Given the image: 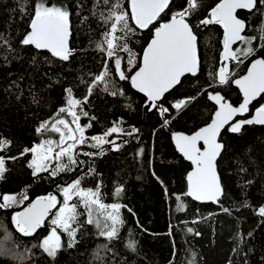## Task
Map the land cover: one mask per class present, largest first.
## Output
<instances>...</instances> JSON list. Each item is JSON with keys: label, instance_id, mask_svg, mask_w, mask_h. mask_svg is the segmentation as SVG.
Masks as SVG:
<instances>
[{"label": "trees", "instance_id": "obj_1", "mask_svg": "<svg viewBox=\"0 0 264 264\" xmlns=\"http://www.w3.org/2000/svg\"><path fill=\"white\" fill-rule=\"evenodd\" d=\"M32 3L33 0H0V34L10 38L15 49L13 53H8L0 45V137L11 141L10 147L0 155L17 157L6 160L7 171L0 180V194L27 196L23 203L11 209H0V219L4 222V228L13 233L9 247H15L17 251L31 249L27 254L31 257L30 262H17L5 256L0 257V264H189V261H194V264H244L245 260L248 264H264V217L257 214L258 208L264 206V125H246L239 134L227 131L228 127L223 130L219 138L224 149L217 159V170L224 192L218 203L200 204L183 195L186 192L184 177L190 165L176 153L170 140V131L192 133L211 120L215 106L208 100V92L219 91L234 105L241 101V95L232 83L220 85L218 77L214 79L209 75L218 72L222 65L223 27L218 24L195 27L201 70L196 76L183 77L179 85L164 95L161 102L170 109L166 114L170 123L162 127L163 117L154 109L144 113L145 97L132 90L129 81L118 78L114 58L109 59L105 53L97 50V43L103 41V33L108 26L92 14L97 10L93 9L96 0H61L71 11L69 46L74 52L68 61H61L50 52L37 50L34 46L20 45L24 33L29 31ZM128 3L129 0H122V8L130 13ZM184 3L185 0H173L163 19L181 9ZM217 3L219 0H203L202 10L190 17L191 24L197 26ZM22 5L26 12L21 11ZM106 7L102 3L98 5L99 10ZM237 12L238 17L245 19L248 25L243 34L256 37L253 45L257 53L244 59L243 63L230 61L231 78L242 74L252 58L264 57V48L260 47L264 45V40L259 39L264 6L255 15L248 10ZM132 27H136L134 23ZM153 27L137 29L129 40V47L137 56L136 64L140 63L142 50L152 35L150 29ZM237 45L245 46L241 43ZM118 56L122 70L130 75L135 66L127 64L128 53L120 51ZM105 60L110 66L108 79L116 87L122 88L124 95L113 97L101 90L103 85L94 89L89 102L80 106L89 113L87 117L81 116L82 124L95 117L93 126L86 129L85 136L102 134L114 123L125 131L135 127L139 132L132 137L113 133L109 139L117 143L123 140L129 142L120 151H112L110 145H105L108 150L102 156L81 154L78 159L86 161V164L77 167L74 172L51 176L50 170L55 164L52 161L49 172L38 173L34 177L28 166L32 154L21 156L20 153L52 134L40 135L36 128L42 121L53 117L61 106H66L65 89L72 88L73 97L83 99L87 94L86 84L101 72ZM81 80L85 83H81ZM109 90H112L111 85ZM197 93L201 94L198 96ZM185 97L197 98L177 113L171 105ZM129 104L131 107H128ZM261 104H264V98L259 97L251 104L250 113ZM77 112L79 114V108ZM60 116L68 121L71 119L67 113H60ZM54 137L58 138L57 133ZM92 143L89 139L87 144L78 145L74 151H98L91 147ZM140 148L145 150L144 154L137 156ZM89 166L95 169V174L86 177L81 187L95 189L97 181H101L104 203L127 205V208L121 209L125 225L121 228L120 238L110 244L111 252L100 250L102 259H96L98 245L108 241L96 235L93 225L84 224L77 233L79 243L76 246L68 248L67 235L61 233L62 250L55 259L48 257L40 248H33L32 245L38 244L48 234L52 227L50 219L56 209H53L45 225L37 230L38 235L33 237H22L16 233L11 216L27 203L49 193L57 195L58 200L62 201L59 188L87 172ZM241 168L247 171L241 172ZM247 181L252 183L246 185ZM117 186L124 189L120 198L113 196ZM178 195L186 205L185 211L177 209ZM76 200L73 198V202ZM245 201L249 207L243 206ZM222 208L229 209V212H223ZM80 210L83 211L82 208ZM85 220L86 216L80 217L81 223ZM194 220L197 222L192 223ZM188 227L199 235L188 233ZM3 231L0 229V239L3 238ZM129 233L137 241L135 251L125 247ZM237 247L239 250L233 252Z\"/></svg>", "mask_w": 264, "mask_h": 264}, {"label": "snow or ice", "instance_id": "obj_2", "mask_svg": "<svg viewBox=\"0 0 264 264\" xmlns=\"http://www.w3.org/2000/svg\"><path fill=\"white\" fill-rule=\"evenodd\" d=\"M106 5L103 10L98 9L99 4ZM173 0H129L127 5L130 13L123 10L122 0H96L93 4L94 16L108 26L103 33V41L97 43V50L105 53L109 59L114 58L115 72L122 81H130L131 86L145 97L144 103L149 106V111L155 110L163 117L162 127H167L170 123L166 114L170 109L165 107L161 98L165 93L170 92L182 81L181 78L186 74L196 76L201 70L200 59L198 57V36L195 27L218 24L223 27V51L221 52L222 65L216 73H209L216 79L220 85L228 83L235 84L242 93L243 99L239 106H233L225 100L219 92H208V98L218 105L217 110L213 113L211 122L200 128L192 135L183 133H173V140L177 150L183 157L194 165V169L187 174V191L183 194L192 197L197 201L219 202V197L223 195V189L217 174V158L221 156L224 145L218 141L222 135L221 130L233 121V117L238 114L249 113V105L257 97L264 98V57L253 59L245 75L238 79H232V73L228 68V61L243 63L244 59L257 53V48L253 45L256 37L248 36L245 33L247 22L245 19L238 17L237 10H248L255 15L260 12L264 6V0H219L214 7L208 10V15L199 21L197 26H193L190 17L198 14L203 7V0H185L184 6L176 12H173L169 19L164 20L163 15L170 10ZM78 7L81 5L78 4ZM21 11L27 9L22 5ZM32 15L30 17L29 31L24 33L23 38L19 41L22 46H34L37 50H47L53 57L61 61H68L72 57L74 50L69 46V40L72 35L71 11L68 6L61 3V0H33ZM264 16V12H261ZM87 19V17H85ZM131 21V23H130ZM136 26L132 27V24ZM153 25L152 39L143 49V55L139 64H136L137 56L129 47V40L136 34L137 29H149ZM158 25V26H156ZM259 39L264 40V21L261 22ZM119 33V35H117ZM240 42L244 47L233 48L232 46ZM0 45L4 46L8 53H13L10 38L0 34ZM264 48V45H260ZM120 51L128 53L127 64L135 66L133 74L128 75L121 68V59L118 56ZM7 60V56L4 57ZM35 59V58H34ZM131 70V68H130ZM110 66L107 60L104 61V67L99 74H96L91 83L86 84L87 94L83 99L73 97V89L67 88L65 92L66 106H61L58 112L49 120L42 121L36 128L40 135L46 133H58L59 140L44 139L41 143L34 145L32 148H25L20 153L21 156L31 153L33 159L29 162V167L33 170V176L38 173L49 172V164L55 161L51 167L50 175L57 176L61 173L74 172L79 166L86 164V161L79 160L78 157L84 156H102L106 153L105 145H110L112 151H120L127 144L128 140L117 143L114 139H109L113 133H120L129 137L138 133L139 129L131 127L130 131H125L118 123H114L104 133L85 136V131L91 128V117L87 124H82L81 116L87 117L89 113L81 105L89 102V97L93 94L94 89L103 85L101 89L111 96H123L124 90L108 79L110 76ZM91 75V74H89ZM81 83H85L81 80ZM111 85V91L109 86ZM203 91V90H202ZM201 93H197L199 96ZM197 97H185L172 103L171 107L177 113L183 111ZM34 102L36 98L34 97ZM128 107H131L129 104ZM79 108V114L77 109ZM60 113H67L71 116V124L68 120L60 116ZM51 121V123H50ZM75 125L73 128L71 125ZM246 125H264V104L255 109L247 119H238L230 124L227 131L235 134L242 132ZM93 141L91 147L98 149L96 152H76L78 145H85L88 140ZM202 141V147L197 146V142ZM11 145V141L0 137V152L6 151ZM54 149H56L54 151ZM144 149L140 148L137 156L144 154ZM15 160L17 157H6L0 155V180L4 178L7 171L6 160ZM151 163V162H149ZM241 172H246L244 168ZM95 174V169L89 166L88 171L82 173L75 180L59 188L63 200H58L57 195L49 193L47 196L38 197L31 202L23 211H14L11 216V224L14 230L22 237H33L38 235V229L45 225L49 213H53L49 232L42 237L38 244H33V248H40L48 257L56 258L58 252L62 250L61 233L67 235V247L76 246L78 231L84 226L93 225L98 237L105 238L108 243L98 245L96 259H102L100 250L112 251L110 244L120 238L121 228L125 225V220L121 215V209L127 208V205L120 203H104V193L101 191V181H97L95 189L83 188V180ZM155 176V172H153ZM159 180V177H156ZM252 181H247L250 185ZM163 184V181H161ZM245 185V186H246ZM124 189L123 186H117L114 189L113 196L120 198ZM166 195L168 194L165 188ZM73 197L77 200L73 202ZM27 199L26 195H9L0 194V209H11L14 205L23 203ZM178 201V211H185L186 205L181 200V196H176ZM244 207H249L245 201ZM83 209L81 211L80 209ZM223 212L228 213L229 209L222 208ZM131 212V209H128ZM257 214L264 217V206H260ZM134 215V213H133ZM86 216V220L81 223L80 217ZM197 221H192L196 223ZM187 223V222H183ZM171 225L169 235H171ZM0 229H3V238L0 239V257H11L17 262L29 261L31 257L27 254L31 249L17 251L15 247H9L8 242L13 241V233L4 228V222L0 219ZM58 229L60 231H58ZM188 233L199 235L193 228L186 229ZM127 240L125 247L131 251L136 250L137 241L131 238ZM251 236V233H248ZM243 242V241H241ZM175 247V245H174ZM239 248H234L237 252ZM115 255V254H114ZM175 255V253H174ZM194 264V261H189ZM244 264H248L247 260Z\"/></svg>", "mask_w": 264, "mask_h": 264}, {"label": "water", "instance_id": "obj_3", "mask_svg": "<svg viewBox=\"0 0 264 264\" xmlns=\"http://www.w3.org/2000/svg\"><path fill=\"white\" fill-rule=\"evenodd\" d=\"M170 18V17H169ZM169 18H167V19H169ZM167 19H165V20H167ZM156 26H158V25H156ZM30 30V29H29ZM152 35H153V32H152ZM152 35H151V37H149L150 39H149V41L152 39ZM223 35H224V33H223ZM242 35H243V33H242ZM148 41V42H149ZM238 43H240V42H237L236 44H234L232 47L234 48V46H236ZM148 44V43H147ZM147 46V45H146ZM145 46V47H146ZM43 51H47V50H43ZM143 51V50H142ZM142 55H143V52H142ZM142 55H141V58H142ZM198 57H199V52H198ZM256 58H260V57H256ZM256 58H252V60L253 59H256ZM141 60V59H140ZM252 60H250L249 61V63L247 64V66H246V69H245V71L244 72H242V74H240V75H238V76H236V77H234L233 79H238L239 77H241V76H243V75H245L246 73H247V71H248V67L250 66V64H251V62H252ZM228 63V68H229V70L231 71V66H230V61H228L227 62ZM135 70V69H134ZM133 70V71H134ZM133 71L130 73V75L131 74H133ZM186 75H191V74H186ZM185 75V76H186ZM118 76V75H117ZM184 76V77H185ZM192 76V75H191ZM118 78H119V76H118ZM183 78V77H182ZM182 78H181V80H182ZM233 84V83H232ZM129 85H130V87L132 88V90H134V91H136L137 93H139L136 89H134L132 86H131V83H130V81H129ZM232 86H234V87H236L237 89H238V91H239V93H240V95H241V97H240V99H241V101L238 103V104H236V105H234V104H232L233 106H239V104L242 102V99H243V96H242V93L240 92V90H239V88L235 85V84H233ZM171 91V90H170ZM216 92H219V91H216ZM220 93V92H219ZM139 94H141V95H143L142 93H139ZM167 93H165V95H166ZM223 97H224V95L222 94V93H220ZM263 95V94H262ZM144 96V95H143ZM207 97H208V93H207ZM163 98V97H162ZM162 98H161V100H162ZM225 98V97H224ZM259 99V97H257L256 98V100L255 101H257ZM208 100H209V98H208ZM226 101H228L229 103H230V101L229 100H227V99H225ZM211 101V100H210ZM255 101H253L252 103H254ZM213 104H214V106H215V110L212 112V113H214L216 110H217V108H218V105H216L215 104V102L214 101H211ZM251 103V104H252ZM251 104L249 105V108H250V106H251ZM143 108H144V113H146L147 111H149L148 109H149V106L148 105H145V103H144V105H143ZM254 112H255V110L252 112V113H244L242 116L241 115H237L236 117H233V121H230L229 122V125H226L225 126V128L224 129H226L227 127H229L230 126V124L232 123V122H234L235 120H238V119H247V118H249L250 117V115L251 114H254ZM212 116H213V114H212ZM212 119V118H211ZM211 122V120L207 123V124H209ZM207 124H205V125H202L200 128H202V127H204V126H206ZM200 128H198L197 130H195V131H193L192 133H186L185 134V132H181V131H170V137H171V142H172V144H173V146H174V148H175V150H176V153H178L185 161H186V163L188 162L189 163V165H190V168H189V170L186 172V176L184 177L185 178V180H186V190L185 191H187V174L190 172V171H192L193 169H194V165L191 163V161H189V160H187V159H185L184 157H183V155L177 150V148H176V145H175V142H174V140H173V133H183V134H185V135H192L193 133H195L196 131H198ZM224 129H222L221 130V133L223 132V130ZM220 137V136H219ZM217 138L218 139V141L220 142V143H222L221 141H220V138ZM197 146L198 147H202V141H198L197 142ZM218 159V158H217ZM217 174H218V176H219V173H218V170H217ZM219 179H220V177H219ZM220 183H221V180H220ZM221 186H222V183H221ZM222 189H223V186H222ZM223 192H224V190H223ZM223 195H221L220 197H219V199L222 197ZM187 197H189V196H187ZM191 200H193V201H195V202H197V203H200V204H208V203H211L212 201H197V200H195V199H193L192 197H189ZM36 200V199H35ZM35 200H32L31 202H33V201H35ZM31 202H29V203H27L21 210H19V211H23L26 207H28V205L31 203ZM51 214L52 213H49V217L51 216ZM48 217V218H49ZM47 218V219H48ZM47 219H46V221H47Z\"/></svg>", "mask_w": 264, "mask_h": 264}, {"label": "rangeland", "instance_id": "obj_4", "mask_svg": "<svg viewBox=\"0 0 264 264\" xmlns=\"http://www.w3.org/2000/svg\"><path fill=\"white\" fill-rule=\"evenodd\" d=\"M237 47H239V45H236L234 48H237ZM71 118V117H70ZM72 120V118L69 120V123L71 124V121ZM73 128L75 127V125L73 124V125H71ZM54 134H56V133H52V134H50V135H48L47 136V138L46 139H53L54 141H58L59 140V134L57 133V135H58V138L57 139H55V137H54ZM56 149H54V151H55ZM31 160L33 159V156L30 158ZM32 172H33V170H32ZM73 198H76V197H73ZM56 211V210H55ZM54 211V212H55Z\"/></svg>", "mask_w": 264, "mask_h": 264}, {"label": "flooded vegetation", "instance_id": "obj_5", "mask_svg": "<svg viewBox=\"0 0 264 264\" xmlns=\"http://www.w3.org/2000/svg\"><path fill=\"white\" fill-rule=\"evenodd\" d=\"M233 79V78H232Z\"/></svg>", "mask_w": 264, "mask_h": 264}]
</instances>
